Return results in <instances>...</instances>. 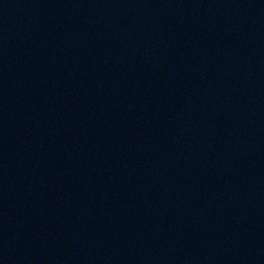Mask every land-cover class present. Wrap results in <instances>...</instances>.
Returning a JSON list of instances; mask_svg holds the SVG:
<instances>
[{
  "label": "water",
  "instance_id": "water-1",
  "mask_svg": "<svg viewBox=\"0 0 264 264\" xmlns=\"http://www.w3.org/2000/svg\"><path fill=\"white\" fill-rule=\"evenodd\" d=\"M0 264H264V0H0Z\"/></svg>",
  "mask_w": 264,
  "mask_h": 264
}]
</instances>
